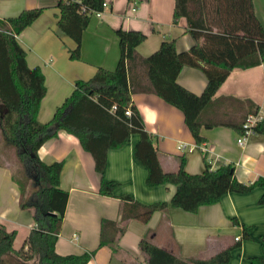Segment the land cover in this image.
<instances>
[{
    "label": "trees",
    "instance_id": "1",
    "mask_svg": "<svg viewBox=\"0 0 264 264\" xmlns=\"http://www.w3.org/2000/svg\"><path fill=\"white\" fill-rule=\"evenodd\" d=\"M103 3L104 0H57V26L74 43L68 49L69 58H79L82 32L91 15L103 9ZM41 12V7L25 8L16 15L0 18V141L15 149L20 178L16 170H11V178L19 190V206L30 210L34 221L17 249L13 247L16 230H8L0 223V264H5L6 254L23 261L34 260L35 264H85L94 253V250L67 254L55 251L67 201V191L59 186L63 164L61 160L44 162L37 150L60 129L74 135L91 154L99 175L98 193L123 200L119 222L102 219L100 223L99 245H108L112 253L118 249V237L129 219L145 222L154 211L167 209L169 205L196 212L201 205L218 202L227 192L244 193L258 186L264 189V176L241 182L235 177L233 162L224 161L211 168L206 156L204 169L199 173L185 170L184 157L179 158L175 169L163 168L155 138L145 130L131 100L133 92H153L180 109L198 145L204 141L201 127L221 125L243 133L246 116L257 115L258 106L249 99H238L246 109L231 117L219 105L220 100L233 98L215 99L213 95L234 67L264 64V26L255 13L253 0H174L173 23L184 18L186 30L194 39L183 51L176 50L174 39H163L155 51L141 57L135 48L145 34L137 29L116 28L119 57L115 67L97 66L88 78L76 79L71 93L46 122L37 119L46 91L43 72L38 66L27 65L25 50L16 39V34ZM184 65L199 67L205 74L206 84L200 94L177 82ZM127 109L129 114L125 113ZM250 128L252 133L264 132V113ZM132 134L138 135L133 156L146 169L147 186L167 183L175 186L169 201L143 203L129 193L116 195L119 183L105 177L108 149L122 146ZM257 201L264 204V190ZM232 221L238 223L235 218ZM250 231L251 226H243L242 238L250 239ZM240 241L235 240L210 256L188 259L172 254L146 237L139 240L138 246L149 264H223L229 261L231 251ZM260 241L262 254L249 257L250 264H264L263 236Z\"/></svg>",
    "mask_w": 264,
    "mask_h": 264
},
{
    "label": "crops",
    "instance_id": "2",
    "mask_svg": "<svg viewBox=\"0 0 264 264\" xmlns=\"http://www.w3.org/2000/svg\"><path fill=\"white\" fill-rule=\"evenodd\" d=\"M104 2L107 7L93 13L82 32L79 58L71 59L68 49L74 43L57 26V0H0V18L16 15L25 8H42L41 14L16 34L25 50L27 65L38 66L44 75L46 91L39 104V121L51 118L55 108L71 93L76 79L88 78L97 66L115 67L119 57L116 28L137 29L145 34L135 48L141 57L155 51L163 39H174L177 51L186 50L194 43L184 18L173 23L174 0ZM253 5L264 26V0H253ZM177 82L200 94L206 76L199 67L184 65ZM224 96L233 98L220 100L219 109L228 116L243 113L246 108L237 100L249 99L258 106L256 117L260 119L264 113V64L231 69L213 98ZM131 100L145 130L155 138L163 168L175 169L179 158L184 157L185 170L199 173L204 169L206 156L211 168L224 161L233 162L235 177L241 182L264 176V132H251L238 144L239 133L230 127H201L204 141L198 145L180 109L153 92H133ZM137 138V134H132L122 146L108 149L105 177L119 183L114 191L116 195L129 193L143 203L169 201L175 190L173 184L147 186L145 183L146 169L133 156ZM37 153L46 163L61 160L63 164L59 186L67 191V201L55 242L59 254L94 250L85 264H149L138 246L142 237L188 259L210 256L235 241L236 236H240V245L223 264H250L249 257L262 254L264 204L257 200L263 187L244 193L227 192L218 202L201 205L196 212L169 205L167 209L154 211L145 222L129 219L118 237V249L112 253L108 245H99L100 223L102 219L119 222L123 200L98 193L99 175L91 154L74 135L62 129L45 140ZM0 159V223L8 230H16L13 247L17 249L34 221L30 210L19 206V190L11 178V166ZM243 226H251L250 239L242 238Z\"/></svg>",
    "mask_w": 264,
    "mask_h": 264
},
{
    "label": "rangeland",
    "instance_id": "3",
    "mask_svg": "<svg viewBox=\"0 0 264 264\" xmlns=\"http://www.w3.org/2000/svg\"><path fill=\"white\" fill-rule=\"evenodd\" d=\"M0 154H2L4 157L3 158L0 155V158L5 160L6 163L11 166L12 171H15L16 169L18 170L20 165L17 159L15 158V149L10 143H6L5 141H0ZM17 170H16L17 177L20 178ZM3 262L5 264H35L34 260H31L29 262L23 261L13 254H6L5 256H3Z\"/></svg>",
    "mask_w": 264,
    "mask_h": 264
},
{
    "label": "built area",
    "instance_id": "4",
    "mask_svg": "<svg viewBox=\"0 0 264 264\" xmlns=\"http://www.w3.org/2000/svg\"><path fill=\"white\" fill-rule=\"evenodd\" d=\"M107 7V4L104 2L103 3V8ZM102 11V10H101ZM101 11H97L95 13H100ZM126 114L130 113V110L127 109L125 111ZM257 117L256 115L253 114H248L243 122V127H244V132L241 134H238L237 136V143L238 144H242L244 142L245 137L251 133V128L250 126L256 121ZM204 151V149H203ZM240 238V236H236L235 239L238 240Z\"/></svg>",
    "mask_w": 264,
    "mask_h": 264
}]
</instances>
